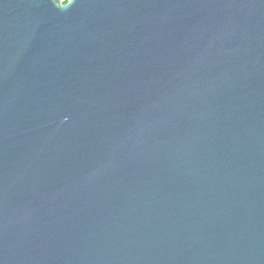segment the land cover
I'll list each match as a JSON object with an SVG mask.
<instances>
[{"label": "water", "instance_id": "water-1", "mask_svg": "<svg viewBox=\"0 0 264 264\" xmlns=\"http://www.w3.org/2000/svg\"><path fill=\"white\" fill-rule=\"evenodd\" d=\"M0 264H264V0H0Z\"/></svg>", "mask_w": 264, "mask_h": 264}]
</instances>
